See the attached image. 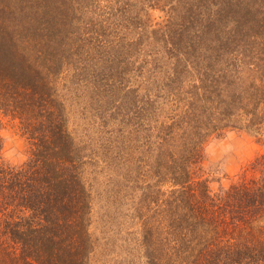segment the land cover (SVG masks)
I'll return each mask as SVG.
<instances>
[{
	"label": "trees",
	"instance_id": "16d2710c",
	"mask_svg": "<svg viewBox=\"0 0 264 264\" xmlns=\"http://www.w3.org/2000/svg\"><path fill=\"white\" fill-rule=\"evenodd\" d=\"M67 67L123 112L120 139H148L147 264H264V0H0V132L28 143L12 165L0 134V264L95 250L88 157L55 85ZM243 135L254 158L218 176L211 145Z\"/></svg>",
	"mask_w": 264,
	"mask_h": 264
},
{
	"label": "rangeland",
	"instance_id": "374dc122",
	"mask_svg": "<svg viewBox=\"0 0 264 264\" xmlns=\"http://www.w3.org/2000/svg\"><path fill=\"white\" fill-rule=\"evenodd\" d=\"M55 83L66 105L70 131L89 162L85 177L93 197L90 232L95 241L90 264H147L136 208L146 179L141 168L146 165L148 139L143 133L127 143L120 139L117 125L123 112L108 102L98 106L86 93V78L72 68L67 67ZM132 86L143 87L138 79L133 80ZM0 134L5 144V161L22 167L28 159V143L17 124L5 120ZM253 141L243 135L213 143L210 161L218 176L232 177L240 165L253 159L257 152Z\"/></svg>",
	"mask_w": 264,
	"mask_h": 264
}]
</instances>
